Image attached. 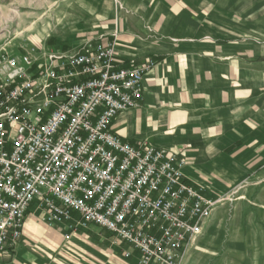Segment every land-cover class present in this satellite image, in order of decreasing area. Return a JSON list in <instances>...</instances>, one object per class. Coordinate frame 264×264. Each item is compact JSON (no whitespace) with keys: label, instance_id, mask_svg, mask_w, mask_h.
<instances>
[{"label":"built area","instance_id":"built-area-1","mask_svg":"<svg viewBox=\"0 0 264 264\" xmlns=\"http://www.w3.org/2000/svg\"><path fill=\"white\" fill-rule=\"evenodd\" d=\"M155 61L121 68L114 44L0 55V253L22 238L30 210L68 239L91 225L137 264H184L220 198L183 176L175 152L112 130L140 108Z\"/></svg>","mask_w":264,"mask_h":264},{"label":"crops","instance_id":"crops-1","mask_svg":"<svg viewBox=\"0 0 264 264\" xmlns=\"http://www.w3.org/2000/svg\"><path fill=\"white\" fill-rule=\"evenodd\" d=\"M125 3L129 11L118 34L117 65L154 60L156 66L144 77L140 108L119 114L112 130L133 145L146 143L177 153L186 163L185 180L203 188L208 198L228 194L264 169V60L248 57L245 47L220 45L222 20L212 17L213 6L206 1ZM103 38L97 40H114L112 35ZM39 217L40 212L30 210L20 243L0 253V264L62 263L65 228L51 229ZM72 237L82 243L87 238L109 242L112 264H117V254L131 250L95 225ZM130 260L137 264V255Z\"/></svg>","mask_w":264,"mask_h":264},{"label":"rangeland","instance_id":"rangeland-1","mask_svg":"<svg viewBox=\"0 0 264 264\" xmlns=\"http://www.w3.org/2000/svg\"><path fill=\"white\" fill-rule=\"evenodd\" d=\"M202 1L213 6L214 19L222 20L220 45L245 47L248 57L264 60V0ZM128 11L125 0H0V55H23L31 48L66 53L111 35L117 54ZM220 199L188 264H264V169ZM64 239L61 264H112L109 242ZM97 249L100 254L93 255ZM117 255V264H136Z\"/></svg>","mask_w":264,"mask_h":264}]
</instances>
